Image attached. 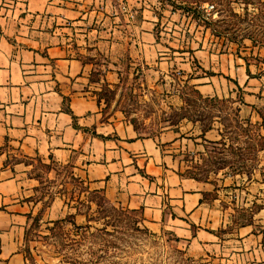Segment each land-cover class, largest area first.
<instances>
[{
	"label": "crops",
	"instance_id": "0c3cea01",
	"mask_svg": "<svg viewBox=\"0 0 264 264\" xmlns=\"http://www.w3.org/2000/svg\"><path fill=\"white\" fill-rule=\"evenodd\" d=\"M175 15L161 0H0V264L27 262L33 221L76 213L55 185L42 192L63 172L192 255L264 264V229L234 224L219 190L178 170L202 137H220L184 115V88L231 97L252 116L264 103V47L191 35L190 18ZM127 88L182 112L179 122L151 136L106 111L98 93Z\"/></svg>",
	"mask_w": 264,
	"mask_h": 264
},
{
	"label": "rangeland",
	"instance_id": "374dc122",
	"mask_svg": "<svg viewBox=\"0 0 264 264\" xmlns=\"http://www.w3.org/2000/svg\"><path fill=\"white\" fill-rule=\"evenodd\" d=\"M161 1L171 4L179 20L181 15L190 18L191 35L208 32L223 42L247 38L264 47V0ZM205 4L214 6L208 15L202 11ZM258 54L253 57L262 58ZM184 94V115L200 120L204 130L217 126L220 137H202L181 157L178 170L207 181L214 194L219 190L234 224L253 223L264 229V103L251 116L239 112L231 97L202 99L192 87H185ZM98 95L104 98L106 111L117 109L146 135L159 136L163 127L177 124L182 113L165 110L128 88L120 93L106 89ZM61 176L59 182L47 179L43 195L55 185L64 194V203L80 217L68 213L49 222L33 221L25 264H234L213 254L192 255L168 231L150 232L137 212L88 190L69 172Z\"/></svg>",
	"mask_w": 264,
	"mask_h": 264
},
{
	"label": "built area",
	"instance_id": "2783aa9c",
	"mask_svg": "<svg viewBox=\"0 0 264 264\" xmlns=\"http://www.w3.org/2000/svg\"><path fill=\"white\" fill-rule=\"evenodd\" d=\"M213 7V4H205L202 7V11H204L208 15L210 13V10L213 9ZM122 10L129 13L131 17L133 16L132 10H130L127 5H122Z\"/></svg>",
	"mask_w": 264,
	"mask_h": 264
},
{
	"label": "trees",
	"instance_id": "16d2710c",
	"mask_svg": "<svg viewBox=\"0 0 264 264\" xmlns=\"http://www.w3.org/2000/svg\"><path fill=\"white\" fill-rule=\"evenodd\" d=\"M186 6H184V8H185ZM197 92V91H196ZM198 93V92H197ZM199 94V93H198ZM200 95V94H199ZM239 99H241V98H239Z\"/></svg>",
	"mask_w": 264,
	"mask_h": 264
}]
</instances>
